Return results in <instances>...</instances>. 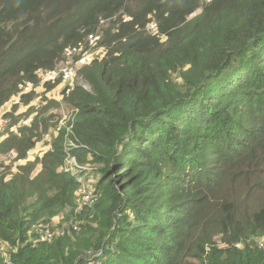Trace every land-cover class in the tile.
Masks as SVG:
<instances>
[{"label":"trees","instance_id":"16d2710c","mask_svg":"<svg viewBox=\"0 0 264 264\" xmlns=\"http://www.w3.org/2000/svg\"><path fill=\"white\" fill-rule=\"evenodd\" d=\"M66 65L72 122L0 176V264H264V0H0V105H28L0 152L34 151L23 89Z\"/></svg>","mask_w":264,"mask_h":264},{"label":"rangeland","instance_id":"374dc122","mask_svg":"<svg viewBox=\"0 0 264 264\" xmlns=\"http://www.w3.org/2000/svg\"><path fill=\"white\" fill-rule=\"evenodd\" d=\"M39 75H38L39 78L37 80V84L29 85V89L31 92L29 91V93H26V92H23V93L25 95L30 94L29 101H30V104L34 106L33 110L34 111L40 110L42 112L43 117H45V121H43L44 119H42L36 122L37 125H35L32 131H30V133L34 135L32 139L37 138L38 136V138L35 140V141H38V144L34 148L40 149L41 152H43L48 147L45 145H49L51 143V140L50 141L48 140L50 138V135L52 138L53 135H56V132L59 130L60 126L62 127L64 125H67L69 122H72L74 109L68 103L66 99V96L69 93V90H67L68 87L72 88L73 85H76V84L84 85L86 84V82L82 80L81 77H78L77 74L74 75V77H72L71 81H68V82L58 81L57 83L56 81H50V79L44 80L45 78L44 75L43 76L41 74ZM65 89H66V93L64 94L63 90ZM86 90H90V87L89 88L86 87ZM21 95L23 94L19 92L16 96L11 97L7 101H5L3 104H1L0 105V115L6 114L8 112H13L14 115H17L21 112H26L28 105L25 102H21L19 105H17L15 111L13 110L14 109L13 103L16 101H20ZM30 114L31 113L27 112L25 114L26 116L28 115L26 118L25 116L20 117V119H22L25 123H27L26 125L28 126L29 125L31 126V123H32ZM51 114L54 116V119L48 118ZM39 133H42V135H39ZM45 134H48V137L43 139V135ZM48 141H49V144H48ZM67 144L70 146L73 145V143L69 141H67ZM42 155L43 154L39 152H35V151H33L32 154H27V150H26L24 152V155L19 156L18 153L15 151V147H8L4 149L3 152H0V176L5 177V178L13 177L15 173L18 172V170L20 169L19 167L21 165H24L28 162H30V164H34L36 161L35 158L36 157L41 158ZM70 161L71 162L69 163V166H68L69 168L73 166H79L75 159H71ZM81 165L83 167L89 168L87 164H81ZM39 167H41V163L37 162L34 165L32 172L36 174L35 171H37ZM93 176L94 174L88 177V179H92ZM253 180H256V178H253ZM261 187L263 186L257 185L256 188L260 189ZM91 189H92V185L89 180L85 182L83 181L82 185L77 189L76 198H75V203H76L75 212L79 211L83 203H85V201L82 199V191L91 190ZM258 193L260 195H263L262 190H259ZM65 214L67 213H64L60 216L62 217L61 219L58 216L57 218H54L53 220H49V222L45 224L43 223L33 224L31 229L35 232L37 231L38 236L40 235V233L43 232L44 226H46L47 229H49V231L54 232V229H56L57 224L58 225L62 224L63 226L64 225L67 226V224L69 223V222L67 223L64 222ZM70 220L74 221V218H70ZM197 231H194V232L197 233ZM217 243L218 245L221 246L220 240H218ZM0 250L7 251L6 246L1 245Z\"/></svg>","mask_w":264,"mask_h":264},{"label":"built area","instance_id":"2783aa9c","mask_svg":"<svg viewBox=\"0 0 264 264\" xmlns=\"http://www.w3.org/2000/svg\"><path fill=\"white\" fill-rule=\"evenodd\" d=\"M149 27H150V28H153V24H151ZM154 28H155V27H154ZM154 28H153V29H154ZM88 37H89V38H91V37L93 38V34H89ZM91 59H92V55H91L90 53H87V54H85V56H84V58H83V62H84V63L89 62V61H91ZM59 72H61V79H62L63 81L68 82V81H71V80H72L73 66H71V65L63 66V67L60 69ZM43 75H44V77H45L44 80H48V79L52 80V79H54L55 77H57V73L50 72V71L44 73ZM86 87H88V86L86 85L85 88H86ZM88 88H89V87H88ZM23 90H24V92H28V91H30L29 86H25ZM5 121H6V120L3 119V118L1 117V115H0V126H3L4 123H5ZM47 137H48V134H45V135H44V138H47ZM34 151L39 152L40 149H36V148H35ZM32 153H33L32 150H28V151H27V154H32ZM96 196H97L96 193H93V192H87V191H82V199H83L84 201L89 202V203L94 202V201L96 200ZM59 233L62 234V231H60ZM53 235H54V232L49 231V229H47V227L44 226V230H43V232L40 233V235H39V240H41V241L50 240V239L53 237ZM4 262H5V264H10L7 258L5 259Z\"/></svg>","mask_w":264,"mask_h":264}]
</instances>
